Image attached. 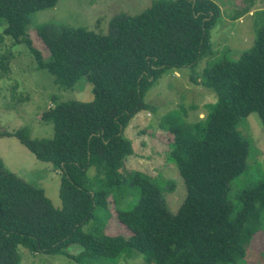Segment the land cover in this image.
<instances>
[{"label": "trees", "instance_id": "trees-1", "mask_svg": "<svg viewBox=\"0 0 264 264\" xmlns=\"http://www.w3.org/2000/svg\"><path fill=\"white\" fill-rule=\"evenodd\" d=\"M58 1L0 0L4 34L25 43L60 88L73 89L85 78L94 95L90 102L54 98L42 114L54 126L53 138L33 139L29 127L0 131V138H17L59 171L62 201L55 207L43 188L0 159V264H20V247L77 264H117L137 254L144 264L241 263L264 229V179L243 189L236 204L229 199L250 156L238 124L257 112L264 125V9L255 13L252 46L237 59L225 53L211 60L201 74V84L217 95L206 117L189 122L182 106L162 119L161 131L170 137L167 156L187 189L173 213L159 180L126 169L134 148L124 132L139 112L157 111L145 98L163 75L184 67L194 73L213 54L221 6L214 0H154L139 14L118 17L110 34L44 24L37 34L49 50L46 59L28 29L35 12ZM110 198L127 237L106 232Z\"/></svg>", "mask_w": 264, "mask_h": 264}, {"label": "rangeland", "instance_id": "rangeland-1", "mask_svg": "<svg viewBox=\"0 0 264 264\" xmlns=\"http://www.w3.org/2000/svg\"><path fill=\"white\" fill-rule=\"evenodd\" d=\"M153 1L59 0L55 7L32 15L28 33L34 45L49 59V50L37 34L41 25L53 23L110 34L114 31L112 23L118 17L139 14L151 6ZM214 1L221 6L222 18L211 35L213 54L202 58L194 73L191 68L184 67L169 70L163 75L145 98L157 111L139 112L124 132L134 148V154L126 161V169L142 171L159 180L173 213H177L185 201L187 189L175 163L167 156L170 137L161 131L162 119L182 106L188 112L186 119L189 122L206 117L208 105L217 102V95L201 84V74L211 60H216L225 53L230 58L237 59L252 46L256 36L255 13L264 9V0ZM245 8H250V11L234 19ZM4 28L5 24L0 25V131L15 132L29 127L33 139L53 138L54 126L43 120L42 114L55 104L54 98L58 102H90L94 98L93 85L83 78L73 89L60 88L48 70L37 67L27 45L15 43L4 34ZM238 129L250 142V156L246 171L231 184L229 199L234 204L243 189L251 188L264 179V125L260 115L254 112L241 119ZM0 159L7 170L43 188L54 206L61 208V176L51 163L38 160L15 137L0 138ZM88 174L93 176L95 169H90ZM133 200L132 198L131 202L134 204ZM125 207L128 208V205ZM109 208L111 217L106 223V232L110 235L129 236L130 231L117 218L112 198L109 200ZM88 225L85 226L86 230L90 228ZM20 255V264H77L64 256L34 253L24 247H20ZM143 259V255L137 254L128 260H120L117 264H144ZM238 264H264V229L254 236L247 248L245 260Z\"/></svg>", "mask_w": 264, "mask_h": 264}]
</instances>
